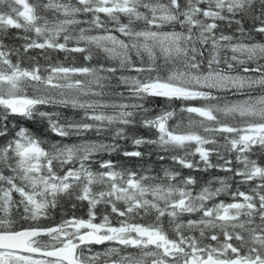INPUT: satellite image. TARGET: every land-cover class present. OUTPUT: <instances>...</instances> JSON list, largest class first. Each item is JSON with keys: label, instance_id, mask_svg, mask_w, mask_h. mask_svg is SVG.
<instances>
[{"label": "snow or ice", "instance_id": "1", "mask_svg": "<svg viewBox=\"0 0 264 264\" xmlns=\"http://www.w3.org/2000/svg\"><path fill=\"white\" fill-rule=\"evenodd\" d=\"M0 264H264V0H0Z\"/></svg>", "mask_w": 264, "mask_h": 264}, {"label": "trees", "instance_id": "2", "mask_svg": "<svg viewBox=\"0 0 264 264\" xmlns=\"http://www.w3.org/2000/svg\"><path fill=\"white\" fill-rule=\"evenodd\" d=\"M30 2H31V0H30ZM12 31L15 32L16 30H12ZM52 59H53V61H56V60L64 61V53H61V52L54 53L52 55ZM76 60H77V64L84 63L83 58H82V56L80 54H76ZM41 62H43V61H41ZM65 114L66 115H72L71 112H66ZM77 118H78V114H77ZM130 131H134L135 134L142 135V136H151L152 135L147 130L140 129V128L133 129V130H130ZM51 138L53 140L56 139V137H51ZM91 138L97 139V137H95V136H92ZM121 143L128 150H132L130 141H122ZM140 150L144 151V152H148V151H150V148H149V146H144ZM105 158H108L107 155H105ZM111 158L117 159V160L120 159V157L117 154H113ZM156 159H157L156 154L153 152V154H152V156L150 158L146 157L143 161L136 160V161H130L129 163L130 164L131 163H136V164L143 163L146 166L147 165H153L154 167H156L158 169L159 165L158 164H154ZM196 159H198V156L196 157ZM212 159H213V162L215 163L216 162L215 157H212ZM163 163L169 164L170 161H165ZM183 174L184 175L195 176L196 179H197V182H198V186L202 185V184H205L208 180H211L213 177H222V176L229 175L228 173H225V172H222V171H218L217 169H211L208 172H198V171H193V170H189V169H184L183 170ZM213 186L214 187H218L219 185H218V183L214 182ZM232 187H233V189H235L236 187H239L241 191H247L248 190V185H237L235 182H232ZM219 199L220 200H224L225 202H232L231 201V197H229L227 195H221L219 197ZM78 214H82V213H78ZM59 219H60V217H59V215H57L56 216V220L58 221Z\"/></svg>", "mask_w": 264, "mask_h": 264}, {"label": "flooded vegetation", "instance_id": "3", "mask_svg": "<svg viewBox=\"0 0 264 264\" xmlns=\"http://www.w3.org/2000/svg\"><path fill=\"white\" fill-rule=\"evenodd\" d=\"M102 248V246H96L97 250H100Z\"/></svg>", "mask_w": 264, "mask_h": 264}]
</instances>
